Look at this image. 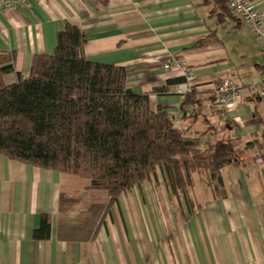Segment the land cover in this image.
Listing matches in <instances>:
<instances>
[{
  "label": "crops",
  "instance_id": "obj_1",
  "mask_svg": "<svg viewBox=\"0 0 264 264\" xmlns=\"http://www.w3.org/2000/svg\"><path fill=\"white\" fill-rule=\"evenodd\" d=\"M205 1L52 0L0 12V68L15 67L6 86L30 77L35 56L54 55L71 25L86 35V58L125 68L127 87L148 95L152 110L172 115L203 148L231 142L242 158L223 170L226 199L215 200L195 176L194 214L176 198L172 219L149 218L140 203L139 218H129L124 201L135 188L119 198L124 218L112 207V217L98 220L97 206L106 210L110 199L98 203L103 193L87 182L0 155V264H264L261 43L231 11L221 17ZM256 5L264 13V0ZM224 77L242 91L232 109L215 92ZM190 92L198 104L182 112ZM44 216L50 229L42 232Z\"/></svg>",
  "mask_w": 264,
  "mask_h": 264
},
{
  "label": "trees",
  "instance_id": "obj_2",
  "mask_svg": "<svg viewBox=\"0 0 264 264\" xmlns=\"http://www.w3.org/2000/svg\"><path fill=\"white\" fill-rule=\"evenodd\" d=\"M212 3L226 17L227 1ZM86 43V35L69 25L58 34L54 55L34 57L29 78L6 86L13 60L0 68V155L76 177L111 202L157 180L159 169L192 214L196 175L215 200L226 199L223 170L242 165L240 151L221 141L203 148L201 138L178 128L172 115L152 110L148 95L127 87L125 68L89 61ZM194 104L195 93H187L182 112ZM41 228L49 231L48 216Z\"/></svg>",
  "mask_w": 264,
  "mask_h": 264
},
{
  "label": "built area",
  "instance_id": "obj_3",
  "mask_svg": "<svg viewBox=\"0 0 264 264\" xmlns=\"http://www.w3.org/2000/svg\"><path fill=\"white\" fill-rule=\"evenodd\" d=\"M51 1L52 0H0V12L30 7L34 2L48 4ZM226 1L233 15L240 19L246 26H248L255 37L260 41L263 61L262 73L264 77V13L256 5V0ZM164 69L170 70L171 66L166 64ZM185 75L188 81H190L194 76L192 70L189 68H185ZM186 87H188V85L185 86V89ZM215 92L219 103L227 109H232L235 106L237 100H239L242 95L241 88L237 81L229 77H224L220 80ZM260 95L264 97V80Z\"/></svg>",
  "mask_w": 264,
  "mask_h": 264
},
{
  "label": "rangeland",
  "instance_id": "obj_4",
  "mask_svg": "<svg viewBox=\"0 0 264 264\" xmlns=\"http://www.w3.org/2000/svg\"><path fill=\"white\" fill-rule=\"evenodd\" d=\"M81 181V180H80ZM198 187H204L203 184H205V180L202 176H199L198 179ZM203 183V184H202ZM168 183L167 180L164 177V174L162 173L161 169L158 171V178L151 179L150 181H147L144 183L142 188H139L138 190H135L134 192H130L129 195L126 197V201H124L125 205L127 206V210L130 213L129 218L137 219L138 217V211L136 204L144 205L143 208H147L149 210V213L152 215H149V218H157V219H172L173 214L172 211L176 210L178 207V200L176 197L172 194V192L168 189ZM97 202L102 203V198L104 199L105 194H97ZM105 197H107L105 195ZM108 207L106 210L104 207L97 206V219L102 220L105 215H107L109 218L112 217V207L113 209L115 207L118 208V211L120 212V201L118 199L117 202H109L107 200ZM111 209V210H110ZM104 210V211H103ZM114 213V212H113ZM178 213V211L176 212ZM147 214V212H146ZM121 216L124 218V215L121 211Z\"/></svg>",
  "mask_w": 264,
  "mask_h": 264
}]
</instances>
